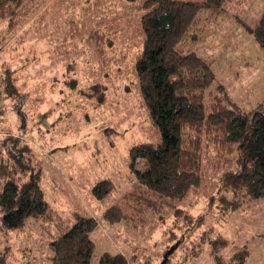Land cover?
Masks as SVG:
<instances>
[{
    "label": "rangeland",
    "instance_id": "374dc122",
    "mask_svg": "<svg viewBox=\"0 0 264 264\" xmlns=\"http://www.w3.org/2000/svg\"><path fill=\"white\" fill-rule=\"evenodd\" d=\"M263 11L264 0H226L221 15L199 16L182 46L210 63L208 92L222 87L249 117L264 111V51L252 32ZM145 12L137 0H36L0 22V75L10 68L19 92L18 99L0 96V166L35 181L48 205V214L21 229L6 228L0 216L7 264H52L50 245L76 216L97 222L90 264L118 253L129 264H214L215 256L240 251L248 252L244 264H264V199L235 206L221 199L224 168L206 169L202 189L175 205L179 216L137 213L123 198L135 183L129 150L160 140L134 70ZM94 31L101 41L93 42ZM95 82L104 85L102 105L82 94ZM134 169L143 170L142 162ZM107 180L115 191L97 200L92 189ZM115 204L124 217L109 223L104 214Z\"/></svg>",
    "mask_w": 264,
    "mask_h": 264
},
{
    "label": "trees",
    "instance_id": "16d2710c",
    "mask_svg": "<svg viewBox=\"0 0 264 264\" xmlns=\"http://www.w3.org/2000/svg\"><path fill=\"white\" fill-rule=\"evenodd\" d=\"M36 0H0V22L12 20ZM135 1V0H134ZM146 11L140 18L141 50L134 56L137 89L152 128L159 135L155 144L142 143L129 150L134 186L123 198L137 213L144 209L162 217L189 194L202 189L206 169L216 174L221 199H264V111L247 116L231 103L222 87L209 91L214 75L210 63L182 49L202 13L221 15L226 0H137ZM93 42L101 41L97 31ZM264 51V11L252 30ZM75 80L71 82V85ZM74 89V86H73ZM18 99L16 79L10 68L0 75V96ZM83 96L97 105L105 102L104 85L91 84ZM138 161L143 170L134 169ZM208 167V168H207ZM0 216L8 229L24 227L27 219L48 214V205L35 181L19 176L8 163L0 166ZM110 181L97 183V200L111 196ZM134 206H136L134 208ZM124 217L115 204L104 214L113 223ZM65 223L61 222V225ZM97 228L92 217L76 216L72 225L61 226V235L51 243L52 264H90ZM225 245L226 241H221ZM247 251L214 264H244ZM0 264H7L0 254ZM98 264H129L123 254H104Z\"/></svg>",
    "mask_w": 264,
    "mask_h": 264
},
{
    "label": "water",
    "instance_id": "95a60500",
    "mask_svg": "<svg viewBox=\"0 0 264 264\" xmlns=\"http://www.w3.org/2000/svg\"><path fill=\"white\" fill-rule=\"evenodd\" d=\"M162 264H165V261Z\"/></svg>",
    "mask_w": 264,
    "mask_h": 264
}]
</instances>
